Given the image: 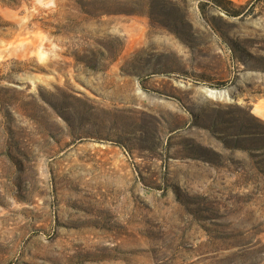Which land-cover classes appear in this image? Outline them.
Listing matches in <instances>:
<instances>
[{
	"label": "rangeland",
	"instance_id": "374dc122",
	"mask_svg": "<svg viewBox=\"0 0 264 264\" xmlns=\"http://www.w3.org/2000/svg\"><path fill=\"white\" fill-rule=\"evenodd\" d=\"M231 1L0 0V264H264V0Z\"/></svg>",
	"mask_w": 264,
	"mask_h": 264
},
{
	"label": "bare ground",
	"instance_id": "6f19581e",
	"mask_svg": "<svg viewBox=\"0 0 264 264\" xmlns=\"http://www.w3.org/2000/svg\"><path fill=\"white\" fill-rule=\"evenodd\" d=\"M201 92L204 96L216 100L231 99V91L227 88L201 87Z\"/></svg>",
	"mask_w": 264,
	"mask_h": 264
},
{
	"label": "trees",
	"instance_id": "16d2710c",
	"mask_svg": "<svg viewBox=\"0 0 264 264\" xmlns=\"http://www.w3.org/2000/svg\"><path fill=\"white\" fill-rule=\"evenodd\" d=\"M222 1H227L229 3H233V1H231V0H222Z\"/></svg>",
	"mask_w": 264,
	"mask_h": 264
}]
</instances>
